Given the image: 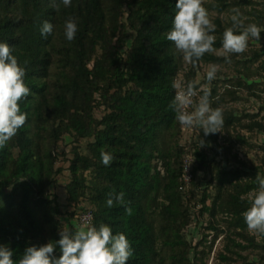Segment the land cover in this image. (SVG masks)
Returning <instances> with one entry per match:
<instances>
[{"label":"trees","instance_id":"16d2710c","mask_svg":"<svg viewBox=\"0 0 264 264\" xmlns=\"http://www.w3.org/2000/svg\"><path fill=\"white\" fill-rule=\"evenodd\" d=\"M176 2L72 0L71 7L61 5L54 11L49 0H0V42L13 46L21 66L27 61L25 83L32 92L20 102L21 111L28 113L26 124L0 149V245L14 251V261L27 246L60 238L61 224L52 211L60 212L50 190L64 170L56 167L55 147L70 135L74 143L87 140V145L86 154L77 147L72 150L66 169L67 200L74 208L86 200L94 225L107 224L114 235H126L134 249L127 264H195L197 248L184 232L191 222L190 203L199 194L200 215L208 213L211 218L205 229L215 232L210 245L221 234L226 239L219 259L229 264V254H234L242 264H256L240 253L249 248L264 251V237L257 242L243 218L250 207L249 194L258 187L256 174L244 164L223 167L225 148L218 143L219 132L204 136L199 129V139L193 143L196 161L190 198L184 200L180 190L185 149L181 125L169 103L176 91L173 82L184 68L174 44L166 39ZM239 5L238 0H211L206 6L223 13L240 10ZM249 15L257 17V26H264V12ZM69 16L78 23L70 42L64 35ZM44 20L54 25L47 38L40 34ZM214 24L213 47L219 49L232 21L224 26L217 18ZM224 60L206 53L199 62ZM250 61L259 62L264 72V51L254 52ZM236 84L252 90L257 83L240 79ZM230 89L225 94L211 89L213 108L225 104L226 96L238 100L236 90ZM99 108L104 113L96 118ZM223 117L221 129L229 143V130L236 125L264 133V120H258V114L223 113ZM246 117L249 122L242 123ZM200 138L206 142L202 148ZM236 139L248 144L242 135ZM260 150L264 152V145ZM101 151L115 157L110 166L102 164ZM200 172L212 175L203 188ZM209 187H214V196ZM110 192H123L125 203L107 207ZM128 207L131 215L126 214ZM219 215L225 217L223 224Z\"/></svg>","mask_w":264,"mask_h":264},{"label":"clouds","instance_id":"9594fccd","mask_svg":"<svg viewBox=\"0 0 264 264\" xmlns=\"http://www.w3.org/2000/svg\"><path fill=\"white\" fill-rule=\"evenodd\" d=\"M49 2L54 11H59L61 5L65 8L72 6V0ZM203 5L204 0H177L171 29L166 34V39L174 44L183 61L193 67L197 66L206 53L215 51L213 46L216 36L212 33L216 31V25ZM232 12V26L225 29L222 37L226 63L231 62L229 54L246 51L250 37L260 43L261 33L264 31L255 23L245 26L238 8L232 9ZM53 32V23L44 20L40 26L41 36L47 38ZM77 32L78 23L74 17L69 16L64 22L66 40H74ZM13 51V46L0 42V149H4L26 124L28 113L21 111L20 102L32 95L25 83L27 61L24 62L25 66H21ZM218 69V65L209 66L205 76L209 84L216 78ZM172 86L176 91L169 108L180 125L188 129L198 127L204 136L221 132L223 112L219 107H212L214 98L210 88L198 91L195 81H174ZM205 145V140L200 138V148ZM100 156L104 166H110L115 159L107 151H101ZM255 180L258 187L249 194L250 207L243 213V218L250 233L264 237V176L257 174ZM124 195L123 192H110L106 200L107 207L123 205ZM125 211L128 215L132 214L130 207ZM58 234V240L39 246H27L18 261H14V251L10 247L0 245V264H127L134 255V249L126 235H114L107 224L96 226L84 219L73 229L64 223ZM57 249L60 253L58 256Z\"/></svg>","mask_w":264,"mask_h":264},{"label":"rangeland","instance_id":"374dc122","mask_svg":"<svg viewBox=\"0 0 264 264\" xmlns=\"http://www.w3.org/2000/svg\"><path fill=\"white\" fill-rule=\"evenodd\" d=\"M210 1L211 0H204L203 5L208 10L209 18L213 23L217 18H219L224 26H228L231 21L230 17L233 14L232 10L223 13H217L216 11L209 10L206 5H208ZM238 1H240L239 8L241 9L239 11L242 14L244 24L247 26L248 24L256 23L257 17L249 14L254 11H257L258 13L264 12V0ZM261 28L264 30V26H261ZM256 51H264V31L261 33L260 43H257L253 38L250 37L248 41V47L244 53L229 54V58L231 60L230 63H226L225 60L218 64L204 63L201 61L198 62L197 66L193 67L192 65L185 63L183 61L182 55L178 53L181 57V63L184 69L182 72H180L177 79H185L188 81L197 82L198 90L202 88H215L218 94H225L228 88H231L230 90H236L235 96L238 97V100L233 101L232 97L226 96L227 102L220 105L222 112L228 114L233 113L234 115L242 117L258 114V120H264V72L261 71L259 62L252 63L250 61L253 58L254 52ZM211 54L220 58H225L222 47L215 49V51L211 52ZM213 64L218 65L219 69L216 73V78L209 84L206 81L205 76L209 66ZM192 68H194L196 71L194 75L189 73ZM240 79H243L244 82H256L257 84L252 90H248L245 87H237L236 83ZM103 113L104 112L101 108L96 109L95 117L100 118ZM248 122L249 118L247 117L242 121V123L245 124ZM220 131L218 143L221 147L225 148L221 152L224 154L222 157L225 160V163H222L223 167H239L240 164H244L245 167L243 168L253 170L256 175L259 174L264 176V152L260 150V146L264 145V133L258 131L250 133L246 130H241V128L236 125L235 127H231L229 130V135L232 139V142L229 143L226 132L222 129H220ZM237 135L244 136L248 141V144L243 145L239 143L236 139ZM183 136L184 135L182 134L180 141L181 144L183 142ZM195 139H199V132L195 134ZM86 145L87 140H82L80 143H74L73 138L70 135H65L55 147V155L57 158L56 167H63L64 170L62 174L58 176L56 186H52L50 191L54 197H56L55 204L58 206L60 214L54 211L52 212L54 216L60 221L61 228L64 226V223H66L69 227H78V212L81 209H90V205L86 200L81 201V203L76 208L71 206L67 200L65 188V185L70 179V175L66 169L69 166L70 160L73 158L72 150L77 147L81 153L86 154ZM209 154L211 156L214 155L212 151H210ZM198 176L203 182L201 185L203 188L206 181L209 180L212 175L209 173L207 174L205 172H200L198 173ZM209 190L214 196L216 192L214 187H209ZM201 192L202 191H200V193ZM200 198L201 196L199 194L196 200L193 199L191 203L189 202L191 222L189 227L184 232L185 237L191 241L193 246H196L197 248V260L195 261V264H227L221 261V259L218 257L221 252H224V245L226 241L225 236L224 234L219 235L217 239H215L213 245H210L215 232L207 231V229H205L211 218L209 217L208 213L200 215ZM55 204H53L52 209L54 208ZM206 204L209 205L210 200L207 201ZM71 213H74L73 217H70ZM223 218H225L223 215H219L217 217V220L220 224H223ZM250 234L256 238L257 242L260 241V236L253 233ZM204 235L206 236V240H203ZM201 251L204 252V254H201ZM192 253L190 254L191 257L193 256ZM240 253L250 262H255L256 264L261 263L264 258V251L253 248H249L246 251H241ZM229 257L232 259L229 264H242L241 259L237 255L229 254Z\"/></svg>","mask_w":264,"mask_h":264},{"label":"built area","instance_id":"2783aa9c","mask_svg":"<svg viewBox=\"0 0 264 264\" xmlns=\"http://www.w3.org/2000/svg\"><path fill=\"white\" fill-rule=\"evenodd\" d=\"M175 82H182L179 79H176ZM181 131L183 136L182 146L185 149V153L182 158V175L180 178V190L182 192L184 200H188L190 198V192L192 189V182L194 179V166H195V155L193 149V142L197 141L195 139V134L199 132V128L188 129L181 125ZM193 160V162H192ZM192 162V163H191ZM88 219L92 224L94 221V214L91 209L84 210L80 212L77 216V220L79 224L84 220Z\"/></svg>","mask_w":264,"mask_h":264}]
</instances>
